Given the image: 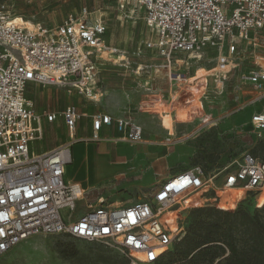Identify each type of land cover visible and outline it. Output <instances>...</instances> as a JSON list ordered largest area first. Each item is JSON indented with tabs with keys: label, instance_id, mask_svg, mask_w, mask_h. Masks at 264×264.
<instances>
[{
	"label": "built area",
	"instance_id": "built-area-1",
	"mask_svg": "<svg viewBox=\"0 0 264 264\" xmlns=\"http://www.w3.org/2000/svg\"><path fill=\"white\" fill-rule=\"evenodd\" d=\"M133 1L155 35L144 45L162 58L175 95L186 96L190 78L182 69L185 60L176 53L200 60L208 51H217L214 72L205 76L204 88L207 76H212L219 89L234 66L231 55L241 44L252 51L243 75L258 94L252 103L264 99V52L257 50L264 35V0ZM14 19L8 7L0 5V257L33 235H69L88 242L114 241L130 264H154L183 234L179 211L206 205L234 210L247 194L256 207L264 205V161L249 153L209 168L180 170L145 199L126 206L88 201V190L64 179L77 122L90 117L92 139L102 126L114 125L117 139L131 144L143 139V128L128 114H88L73 104L61 112H40L25 93L30 84L55 86L97 101L106 22L86 7L52 28L40 23L28 27ZM57 117L63 119L70 140L36 152L32 142L42 139V120ZM251 125L264 136V105L253 114Z\"/></svg>",
	"mask_w": 264,
	"mask_h": 264
},
{
	"label": "rangeland",
	"instance_id": "rangeland-1",
	"mask_svg": "<svg viewBox=\"0 0 264 264\" xmlns=\"http://www.w3.org/2000/svg\"><path fill=\"white\" fill-rule=\"evenodd\" d=\"M0 5L7 6L15 17L48 28L55 27L69 13L78 14L83 7L106 22V49L98 61L101 92L96 102L68 95L55 86L41 88L30 84L25 93L40 112H61L73 104L88 114L100 109L115 116L128 100L133 102V117L144 129L145 143H116L113 134H99L92 139L89 128V146L72 147L67 173L75 176L77 158L86 188L93 197H102L111 205L127 204L145 199L165 176L181 169L196 165L209 168L245 153L264 159V136H258L251 125L252 116L261 105L252 103L258 94L243 79L252 59L249 47L237 44L231 55L234 66H230L226 84L219 89L215 88L212 76H207L204 88L205 76L214 72L217 51H208L200 60L176 53L185 60L182 69L190 78L184 98L177 94L168 97L163 60L154 49L144 45L153 41L155 35L143 19V10L133 0H0ZM259 44L257 50L264 52V35ZM142 95H149L147 101L153 107L151 114H145L141 121L139 102L146 101ZM158 116L166 117L168 130ZM58 120L45 126L43 139L32 142L36 152L66 143L67 128L61 117ZM89 121L88 116L82 122L89 125ZM84 133L80 131V135ZM101 144L108 152H114L104 155ZM246 207L253 211L250 204ZM192 217L188 209L178 212L179 222L185 227ZM65 252L73 255L67 256ZM99 255L110 263L116 258L128 259L114 241L33 235L1 256L0 264H102L97 259Z\"/></svg>",
	"mask_w": 264,
	"mask_h": 264
},
{
	"label": "trees",
	"instance_id": "trees-1",
	"mask_svg": "<svg viewBox=\"0 0 264 264\" xmlns=\"http://www.w3.org/2000/svg\"><path fill=\"white\" fill-rule=\"evenodd\" d=\"M188 210L193 217L183 234L154 264H264V205L256 207L250 194L234 210L214 205ZM97 259L102 264H130L129 258H116L111 263L100 255Z\"/></svg>",
	"mask_w": 264,
	"mask_h": 264
},
{
	"label": "crops",
	"instance_id": "crops-1",
	"mask_svg": "<svg viewBox=\"0 0 264 264\" xmlns=\"http://www.w3.org/2000/svg\"><path fill=\"white\" fill-rule=\"evenodd\" d=\"M180 60V59H179ZM100 64V63H99ZM100 74H101V69H100V72H99V74H98V79H99V84H100ZM167 74V73H166ZM193 77H195V76H193ZM149 82V81H148ZM148 82H147V84H148ZM167 84H168V97H170V95H173L174 93V91H173V89H170V85H169V82H168V80H167ZM35 85V84H34ZM38 86V85H37ZM100 86V85H99ZM47 88V87H46ZM62 89V88H61ZM66 94H68V95H71V96H77V97H80V98H83L82 96H80V95H78L77 93H67L64 89H62ZM100 92H101V90H100ZM162 96V95H161ZM149 97V95H142L141 96V98H145L146 99V101L145 100H142L141 102H139V105H141V107H138L139 108V110H138V112H140L141 113V115L139 116L140 117V119H141V121L142 120H144V118H145V114H147V113H149V114H151V108L153 107V106H150L149 105V102L147 101V98ZM258 97V95L255 97V98H253L251 101H253V100H255L256 98ZM84 100H87V99H85V98H83ZM87 101H89V100H87ZM250 101V102H251ZM90 102H93V101H90ZM96 102V101H95ZM256 103H260V109L263 107V105H264V99H260V100H258ZM133 102L131 101V100H128L127 102H126V105H124V107L123 108H120V111H119V113L117 114V115H115V116H113V115H111L109 112H107L106 110H100V109H98V110H95V111H93L92 113H94V112H96V111H101V112H104V113H107V114H109V115H111L113 118L114 117H118V116H122V115H124V114H128V115H130L131 116V118H133L134 120H135V118L133 117L134 115H133V112H132V109L134 108L133 107ZM78 108V107H77ZM37 109V108H36ZM79 109V108H78ZM259 109V110H260ZM38 110V109H37ZM80 110V109H79ZM39 111V110H38ZM81 111H84V110H81ZM85 112V111H84ZM137 112V113H138ZM155 112L156 111H154V114H155ZM87 113V112H86ZM152 113H153V110H152ZM91 114V113H90ZM153 114V115H154ZM159 117V116H158ZM60 117H57L54 121H52V122H47L45 119H43L42 120V130L44 131V129H45V126L46 125H48V124H52V123H54L55 121H57L58 119H59ZM84 118H88V116H86V117H82L78 122H77V124H76V129H75V132H74V136H75V138H76V141L72 144V146H71V162H72V147L74 146V145H76V144H78V145H80L81 147H88L89 146V143H87L88 141H89V138H88V135H89V130L91 129V135H92V126H91V119H90V117H89V125H88V123L86 124V123H83L82 121H83V119ZM62 119V118H61ZM159 120H160V122H161V124H162V126L166 129V130H168L167 129V124H168V122L166 121V117L163 119V117H159ZM165 120V121H164ZM62 121H63V119H62ZM136 121V120H135ZM137 122V121H136ZM58 123H59V125L61 126V123L59 122V120H58ZM63 123H64V121H63ZM138 123V122H137ZM139 124V123H138ZM64 125H65V123H64ZM140 125V124H139ZM65 127H66V125H65ZM141 127H142V125H141ZM67 128V127H66ZM90 128V129H89ZM111 128H113V130H110ZM143 128V127H142ZM80 131H83V132H85L83 135H80ZM67 133H68V129H67ZM143 133H144V129H143ZM99 134H113V135H115V142L116 143H122V144H128V145H137V144H139V143H145L144 141H142V142H139V143H136V144H131V143H128V142H123V141H120V140H118L117 139V136H118V133H117V131L115 130V127H114V125H111V126H102L101 128H100V130H99V132H98V135ZM70 136H69V133H68V137H67V139L68 140H70V138H69ZM42 139H43V136H42ZM95 139H97V138H95ZM68 140H66V143H67V141ZM65 141V140H64ZM94 144V143H93ZM60 145H62V143H60V144H58V145H56V146H53V147H50V148H48L47 150H44V151H48V150H51V149H53V148H56V147H58V146H60ZM118 150H120V149H118ZM109 150H107L106 149V147L104 146V145H102L101 144V152L104 154V155H106L107 153H113L114 151H110V152H108ZM115 151H117V150H115ZM141 153V152H140ZM126 159V158H125ZM124 158H123V160H125ZM71 162L69 163V164H67L66 166H65V171H64V179L65 180H68V181H73V182H76V183H78L82 188H84L85 190H88L89 191V189H87L86 188V186L87 185H85L86 183H85V179H84V176L82 175V173H83V170H82V168H81V165H79L80 163H79V161H78V159L76 158V161H75V168H74V174H75V176H69L68 175V173H67V171H68V169H70V167H69V165L71 164ZM181 170H183V169H181ZM122 171V174H123V171L124 170H121ZM178 171H180V170H178ZM178 171H175V172H172V173H170V174H168L167 176H165L162 180H161V183L166 179V178H168V177H170L172 174H174V173H176V172H178ZM124 175V174H123ZM160 183V184H161ZM159 184V185H160ZM98 199H103L102 197H93L91 194H90V191H89V194H88V197H87V200L88 201H91V202H94V203H96L97 201H98ZM143 200V199H142ZM137 201H139V200H137ZM103 202L104 203H106V204H109V203H107V202H105L104 201V199H103ZM136 202V201H135ZM132 203H134V202H130V203H127V204H116V205H111V204H109V205H111V206H113V207H119V206H126V205H129V204H132ZM81 204L82 203H79V207H80V209H81ZM81 211H83V209H81Z\"/></svg>",
	"mask_w": 264,
	"mask_h": 264
},
{
	"label": "bare ground",
	"instance_id": "bare-ground-1",
	"mask_svg": "<svg viewBox=\"0 0 264 264\" xmlns=\"http://www.w3.org/2000/svg\"><path fill=\"white\" fill-rule=\"evenodd\" d=\"M14 21H15L16 23L25 24V25L28 26V27H31V25H32L31 22H29V21H25V20H24L23 18H21L20 16H16L15 19H14ZM142 141H143V139H142L140 142H142Z\"/></svg>",
	"mask_w": 264,
	"mask_h": 264
},
{
	"label": "snow or ice",
	"instance_id": "snow-or-ice-1",
	"mask_svg": "<svg viewBox=\"0 0 264 264\" xmlns=\"http://www.w3.org/2000/svg\"><path fill=\"white\" fill-rule=\"evenodd\" d=\"M105 231H107V229H105Z\"/></svg>",
	"mask_w": 264,
	"mask_h": 264
}]
</instances>
